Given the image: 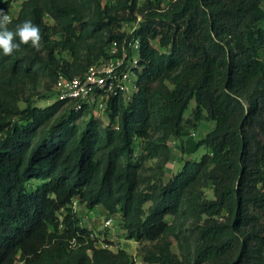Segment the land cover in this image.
I'll return each instance as SVG.
<instances>
[{
  "label": "trees",
  "instance_id": "16d2710c",
  "mask_svg": "<svg viewBox=\"0 0 264 264\" xmlns=\"http://www.w3.org/2000/svg\"><path fill=\"white\" fill-rule=\"evenodd\" d=\"M129 1H37L8 25H41L51 12L64 33L57 46L73 60L32 54L31 44L11 56L0 51V264H134L124 248L97 246L76 198L90 209L103 205L110 216L121 213L128 238L155 242L149 262L264 264V0ZM10 6L0 0L4 12ZM127 8L147 11L132 34L121 30L134 18ZM136 37L138 88L129 103L112 96L110 124L92 118L82 127L91 109L71 98L21 106L26 81L83 75L114 41L122 46ZM192 99L197 106L186 120ZM66 104L71 110L55 118ZM204 119L216 125L193 144L191 152L209 149L200 160H187L168 181L164 165L160 178L145 175L146 160L163 156L167 163L168 141L188 133L187 121ZM139 138L146 142L140 155ZM204 179L214 184V199L204 197ZM179 214L207 215L194 227V248L192 235L181 236L167 220Z\"/></svg>",
  "mask_w": 264,
  "mask_h": 264
},
{
  "label": "rangeland",
  "instance_id": "374dc122",
  "mask_svg": "<svg viewBox=\"0 0 264 264\" xmlns=\"http://www.w3.org/2000/svg\"><path fill=\"white\" fill-rule=\"evenodd\" d=\"M38 1V2H37ZM11 0V6L7 12L11 19H16L21 11L25 8L33 9L36 7V2L38 5H43L45 0ZM172 0H166V2H171ZM109 2L117 3V0H103L104 4ZM146 0H136L137 7H142ZM132 3V0L129 1ZM147 13V11L145 12ZM145 13L136 10L134 14L128 10L125 12L126 16H132V20H125L123 22L122 31H126L129 34L134 33V31L139 28L142 22L145 20ZM40 28V33L42 36L41 47L39 51L34 48L30 49V53L37 54L39 56L50 59V55L54 54L57 59H68L73 60L71 53L67 50H61L57 46V42L64 38L63 29L61 24L56 18L51 14V12H46L43 16L42 24L38 25ZM132 40V39H131ZM155 45H159L157 41L154 42ZM32 47V46H31ZM54 50V53H52ZM164 50V49H163ZM21 95V106L25 107L28 103L39 106H49L55 103L60 95V90L56 85L55 80L47 73H43L39 76L37 80H29L20 87ZM197 106V100L192 99L189 107L185 113V119H193L194 111ZM71 110L69 104L63 105L61 109L57 112L55 118H59L66 112ZM109 110L105 109L100 116H97L94 111L84 113L79 119L82 127L86 126L92 118H97L102 121L103 125H108L111 123V116ZM216 123L210 119H204L200 122L198 126H195L192 122H186V129L188 133L183 137H171L168 141L171 153L170 158L167 163L164 162L163 156H158L145 161L144 173L146 176L158 179L163 173L162 166L164 165L165 174L164 178L168 181L172 176L176 175L184 166L185 162L190 159L200 160L204 153L208 152L205 146L200 147L198 150L191 152L193 144L198 140L202 139L215 127ZM161 133H155L153 138L159 140ZM137 154H142L143 150L140 148L142 143H146L143 139H137ZM201 188L205 198L214 199L215 191L214 184L211 180H202ZM74 207L81 217L82 225L92 229L96 236V243L98 246L103 247L104 243H109L110 247H106L111 251H118L120 248L126 249L132 256L134 264H157L149 262L145 259V254L149 248L155 243L151 241H137L135 239L128 238L127 231L123 226V219L121 213H116L110 216L103 205H98L93 209H90L85 203H82L78 198L74 202ZM227 211L217 217L221 220L225 219ZM113 217V224L107 225V220ZM207 215H204L202 219L196 218L192 215H169L167 220L173 223L176 227V231L180 233L181 236L192 235L191 245L195 247L193 238V230L199 221L201 224L204 223ZM173 250L183 257V249L181 248L177 238L173 237ZM188 244V243H187Z\"/></svg>",
  "mask_w": 264,
  "mask_h": 264
},
{
  "label": "built area",
  "instance_id": "2783aa9c",
  "mask_svg": "<svg viewBox=\"0 0 264 264\" xmlns=\"http://www.w3.org/2000/svg\"><path fill=\"white\" fill-rule=\"evenodd\" d=\"M153 1H160L163 7L171 3L166 0ZM140 48V37L125 41L122 46L118 41H114L108 50V56L89 67L83 75L59 77L56 82L60 90L59 98H71L77 100L80 105L85 103L97 116L108 109L110 99L114 95L122 94L129 103L138 88L136 68L139 67ZM106 223L112 225L113 217ZM92 237L96 239L94 233ZM102 246L106 248L110 247V244L106 242Z\"/></svg>",
  "mask_w": 264,
  "mask_h": 264
},
{
  "label": "clouds",
  "instance_id": "9594fccd",
  "mask_svg": "<svg viewBox=\"0 0 264 264\" xmlns=\"http://www.w3.org/2000/svg\"><path fill=\"white\" fill-rule=\"evenodd\" d=\"M11 22L10 15L0 9V51L5 56H11L21 50V45L28 44L39 51L42 40L39 26L31 20H25L13 31L8 28Z\"/></svg>",
  "mask_w": 264,
  "mask_h": 264
}]
</instances>
